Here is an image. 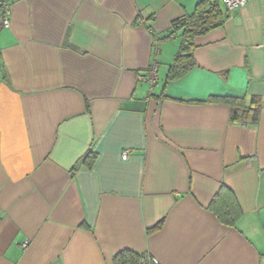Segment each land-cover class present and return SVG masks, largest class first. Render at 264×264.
I'll use <instances>...</instances> for the list:
<instances>
[{
  "label": "crops",
  "instance_id": "1",
  "mask_svg": "<svg viewBox=\"0 0 264 264\" xmlns=\"http://www.w3.org/2000/svg\"><path fill=\"white\" fill-rule=\"evenodd\" d=\"M199 1L11 0L9 28L0 15V264H113L123 251L264 264V0L232 11L222 0L224 25L166 84L181 39L165 36ZM153 68L151 85L141 78ZM211 96L259 97V121L186 102ZM223 187L241 212L233 226L210 207Z\"/></svg>",
  "mask_w": 264,
  "mask_h": 264
},
{
  "label": "trees",
  "instance_id": "2",
  "mask_svg": "<svg viewBox=\"0 0 264 264\" xmlns=\"http://www.w3.org/2000/svg\"><path fill=\"white\" fill-rule=\"evenodd\" d=\"M222 0H200L191 14H184L171 24L165 39L175 37L180 32L181 44L179 51L171 64L166 84L186 76L195 67L196 39L206 36L221 28L229 17L227 11L221 8ZM166 99H171L167 97ZM182 101V100H181ZM184 102V101H183ZM191 104L223 103L231 108L232 124H255L259 121L262 100L252 97L250 101L244 98L211 96L204 101H186ZM211 209L219 220L228 226L237 222L241 212L233 193L223 187L213 199ZM146 256L134 251H123L113 259V264H141Z\"/></svg>",
  "mask_w": 264,
  "mask_h": 264
},
{
  "label": "built area",
  "instance_id": "3",
  "mask_svg": "<svg viewBox=\"0 0 264 264\" xmlns=\"http://www.w3.org/2000/svg\"><path fill=\"white\" fill-rule=\"evenodd\" d=\"M253 0H224V4L228 11L239 9ZM11 12L12 2L11 0H0V15L3 17V24L6 28L11 26ZM142 81H148L151 85H154L157 81V69L153 68L150 72V76L147 78H141ZM127 158V153L124 154V159ZM141 264H158L157 260L149 261L148 259L142 260Z\"/></svg>",
  "mask_w": 264,
  "mask_h": 264
}]
</instances>
